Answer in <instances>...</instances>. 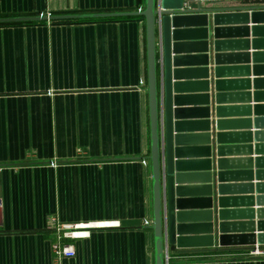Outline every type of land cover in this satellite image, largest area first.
<instances>
[{"label":"crops","instance_id":"0c3cea01","mask_svg":"<svg viewBox=\"0 0 264 264\" xmlns=\"http://www.w3.org/2000/svg\"><path fill=\"white\" fill-rule=\"evenodd\" d=\"M145 1L0 0V18L135 12ZM184 3L186 8H264V0ZM248 20L233 26L247 32L236 30L221 39L226 59L219 78L210 35L208 89L195 85L204 77L191 75L183 82L194 85L181 94L190 112L185 119L192 123L182 133L191 152L186 158L210 160L213 173L218 159L227 162L224 183L214 176L210 184L215 237L218 185L233 200L225 209L233 213L232 221L224 222H242L230 234H250L248 222H254L252 234H259L257 223H264V19ZM183 53L205 54L196 47ZM191 62L183 66L204 68ZM214 81L223 83L221 94L227 96L219 105ZM217 106L224 109L222 157L216 151ZM150 155L145 20L0 24V264H155L154 233L144 225L153 220ZM205 193H188L185 206L190 224L202 226V237L210 218ZM58 223L92 227L85 238L59 239ZM57 243L73 246L74 253L57 259ZM251 251L217 243L176 249L167 264H264L262 256H246Z\"/></svg>","mask_w":264,"mask_h":264},{"label":"water","instance_id":"95a60500","mask_svg":"<svg viewBox=\"0 0 264 264\" xmlns=\"http://www.w3.org/2000/svg\"><path fill=\"white\" fill-rule=\"evenodd\" d=\"M143 17L146 22L147 39V60H148V95L150 109V135L151 155L150 163L152 170L153 189V220L149 226L154 233L155 264H167L169 252L176 249L215 247L217 243L220 248L246 247L254 251L256 248L264 249V223H257L259 234L254 233V222L245 224L251 230L250 234H230L228 230L242 227V222H224L233 215L225 209L232 199L225 197L226 187L217 186L218 197V236L214 233V209L211 203L214 197L211 195L213 177L218 178L219 183H224L226 174L223 173L226 161H216L217 172L213 173L210 160L206 162H194L186 158L191 152L183 142L186 136L182 133L192 126L186 121L185 116L190 115L183 103L187 97L181 94L185 89L193 86L191 82H183L191 75H201L205 81L196 83L208 89L209 79L208 66L210 56L208 45L210 35L213 36V61L215 64L214 73L216 78L224 73L219 65L226 59L223 56L222 48L224 35L236 30L246 31L247 29H235L236 25H248V17L255 21L264 19L263 7L215 9L208 8H186L184 0H146L145 7L135 12H113V13H88V14H67L58 16H37V17H12L0 18V24L28 23L40 21H65V20H94L106 18ZM187 27H198L195 31L184 30ZM229 27V28H228ZM211 28V29H210ZM190 36L196 38H188ZM196 47L205 53L201 57L188 58L181 56L184 50ZM191 61L201 62L204 68L197 70L187 69L183 66ZM222 82L214 81L215 101H220L227 96L221 94ZM208 91V90H206ZM230 96V95H229ZM209 111V110H207ZM216 113V144L218 157L226 150L223 140L226 135L221 134L223 122L220 121L224 109L217 106ZM262 121V120H257ZM208 127L209 122L203 123ZM209 132V129H206ZM210 135L206 138L209 140ZM208 151V158L210 153ZM194 167H206V173H196ZM198 180L208 184L200 186ZM213 186V184H212ZM205 191L204 202L210 205V211L206 214L210 217L209 229L205 237L200 236L199 230L202 226L193 223L191 217L185 211L188 205V193ZM190 197V196H189ZM210 197V198H209ZM212 201V202H211ZM260 219V217L258 218ZM251 220H254L252 217ZM244 225V224H243ZM204 230V229H203Z\"/></svg>","mask_w":264,"mask_h":264},{"label":"built area","instance_id":"2783aa9c","mask_svg":"<svg viewBox=\"0 0 264 264\" xmlns=\"http://www.w3.org/2000/svg\"><path fill=\"white\" fill-rule=\"evenodd\" d=\"M142 9H138L137 11H141ZM51 16V15H47ZM146 163V162H144ZM145 226L149 227L152 225V222L146 221L144 223ZM110 226H115V224H110ZM92 226L89 225H80V224H74V225H69V224H61L58 223L57 225V233H58V238H67V239H81L85 238L86 236L89 235L88 233V228ZM54 253L57 259H60L63 256H68L72 255L74 253L73 246L68 245L64 246L61 245V243H57L54 245ZM250 254L252 256H262L264 257V249H259L256 248L254 251H251Z\"/></svg>","mask_w":264,"mask_h":264},{"label":"trees","instance_id":"16d2710c","mask_svg":"<svg viewBox=\"0 0 264 264\" xmlns=\"http://www.w3.org/2000/svg\"><path fill=\"white\" fill-rule=\"evenodd\" d=\"M126 18H139V19H143V20H145L143 17H126ZM125 18V19H126ZM115 19H121V18H115ZM217 254H219V255H222V254H224V253H217ZM246 254V253H245ZM247 255H250V252H247V254H246V256Z\"/></svg>","mask_w":264,"mask_h":264}]
</instances>
